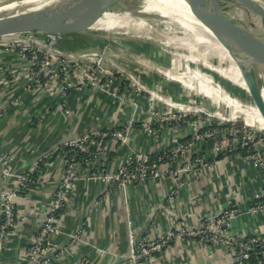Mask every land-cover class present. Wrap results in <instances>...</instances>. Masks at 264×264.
I'll return each instance as SVG.
<instances>
[{
    "label": "built area",
    "instance_id": "built-area-1",
    "mask_svg": "<svg viewBox=\"0 0 264 264\" xmlns=\"http://www.w3.org/2000/svg\"><path fill=\"white\" fill-rule=\"evenodd\" d=\"M258 1L264 6V0ZM60 45L54 43L15 52L16 65L0 66L1 82L21 81L25 93L54 96L64 119L74 114L67 100L68 94L82 90L121 101L128 104L131 111L129 118L117 127H88L73 134L66 123L62 135L39 152L30 143L24 144L31 155V161L24 169L15 167L13 155H0V264L9 236L22 224L17 198L27 195L38 182V173L49 170L53 163L60 165V178L37 210V228L25 242L21 264H56L61 259L62 249L50 255L47 253L55 249L57 243L54 240L63 233L61 214L70 210L74 203L76 182L87 179L103 184L101 194L91 201L94 206L111 192L120 193L121 205L126 212L129 264H150L156 253L178 237L190 238L205 250L212 244H219L229 251L230 260L224 264H264V234L254 232L250 225L234 224L244 217H264V125L256 107L214 83L209 76V86L222 94L216 96L215 92L203 89L195 81V75L187 70L189 72L184 76L190 74L193 81L192 85L186 86L197 87L202 98L193 95L184 100L185 94L176 95L161 84L138 82L132 70H125L119 60L108 65L104 58L109 46L98 53H87L82 59L62 54L58 49ZM162 76L177 80L170 75ZM184 76L180 74V77ZM178 83L185 84L180 79ZM207 98L211 99L210 105L206 103ZM5 108V105L0 108V121L6 116ZM136 126L143 139H155L153 148L131 150L129 140L133 138ZM118 146H126L131 152L116 169L108 170L102 154L115 152ZM231 155L249 163L261 176L253 177L256 188L250 195L246 194L243 181H236L226 193V201L210 209L208 215L195 210L181 212L174 207L191 178L215 167L219 158ZM232 173L236 175L235 170ZM149 179L165 184L163 195L151 201L140 218H133L127 189L133 183ZM74 207L77 210L76 204ZM146 218L149 223L144 234L134 242ZM167 218L173 222L163 227L162 220ZM86 223L83 219L65 232L68 244L84 241L81 230L85 229ZM157 230L160 234L153 235ZM78 264H88L87 258L81 257Z\"/></svg>",
    "mask_w": 264,
    "mask_h": 264
},
{
    "label": "crops",
    "instance_id": "crops-1",
    "mask_svg": "<svg viewBox=\"0 0 264 264\" xmlns=\"http://www.w3.org/2000/svg\"><path fill=\"white\" fill-rule=\"evenodd\" d=\"M136 52H138L137 57L128 54L130 57H135L132 64L148 67L144 61L145 57L143 60L141 59V55H145V53L143 51ZM158 52L159 55H163L162 51ZM86 54L87 52L83 51L79 55L73 56L84 58ZM14 56V53H0V66L1 64L16 65L17 60ZM212 69L218 70L219 75L227 79L228 82L226 81L224 87L228 92L234 93L238 90L237 92L241 93L240 86L243 82L238 77L239 74L236 70H234L235 75L229 74L228 78L224 69L213 67ZM161 70L163 72H158L159 75H150V78L144 77L142 80L157 85L161 84L165 90L172 91L176 95L186 93L184 85L174 83L163 77L162 74L164 75L168 71L164 68ZM201 77L203 78V85H205L206 77L204 74ZM235 83L238 85L236 86ZM212 89L205 86L206 91H213ZM240 95L241 98L247 100V97H244L242 93ZM198 98H202V96L197 95ZM67 100L73 107L74 114L64 119L54 96H40L38 93L32 92L25 93L22 90L21 81L5 84L0 79V108L5 105L7 110L6 116L0 121V155L3 153L13 155L15 167L24 169L31 161V155L24 148V144L30 143L36 149L35 151L39 152L50 147L55 139L62 135L66 123L69 124L68 131L73 134L80 130H86L88 127H117L129 118L131 111L128 104L113 100L100 93L91 92L89 94L88 90L69 93ZM210 100L207 98L206 101L209 105ZM140 131L137 126L134 127L133 138L129 140L131 150L153 148L155 139H143ZM262 150L264 152V145ZM129 152L131 151L126 146H118L115 152L102 154L106 158V168L108 170L116 169ZM60 170V165L53 163V167L49 170L39 172L37 175L38 182L31 191L27 195L17 198V206L22 212V224L18 225L16 231L9 236L1 264H21L23 262L21 256L25 254V242L37 228V210L48 199L53 185L59 181ZM233 170H235L236 175L232 173ZM254 176L259 177L260 174L255 173L249 163L240 157L231 155L227 158H219L215 167H209L201 176L191 178L190 182L181 190L174 207L181 212L195 210L201 215H208L210 209L219 204L222 205L226 201V193L236 181H243L245 192L250 195L256 188ZM164 185L161 181L149 179L133 183L127 189L133 218H140L148 204L153 200H158L163 195ZM102 189L103 184L98 180L87 179L76 182L74 191L77 195L74 198V203L70 210L61 214L63 233L54 240L57 243L56 250L62 249L63 251L61 259L56 264H78L81 257L87 258L88 264H111L119 256H123V260L119 264H129L126 256L128 252L127 228L124 221L126 212L121 205L120 193L111 192L99 205H92V199L100 195ZM74 204L77 205V210ZM189 217L191 221L192 216ZM83 219L87 221L85 229L81 230L84 241L68 244L65 232H68L70 227L74 228ZM172 222L171 218L164 219L162 226L166 227ZM234 224H240V226L247 224L259 235L264 234V217L262 216L244 217ZM159 232L160 230H157L153 232V235H157V233L159 235ZM229 260V251L223 249L219 244H212L205 250L196 245L194 240L190 238L178 237L160 253H156L154 261H151L150 264H224L228 263ZM141 264L149 263L142 262Z\"/></svg>",
    "mask_w": 264,
    "mask_h": 264
},
{
    "label": "water",
    "instance_id": "water-1",
    "mask_svg": "<svg viewBox=\"0 0 264 264\" xmlns=\"http://www.w3.org/2000/svg\"><path fill=\"white\" fill-rule=\"evenodd\" d=\"M107 1L59 0L29 24L13 20L15 16L22 17V12L9 11L8 14L0 15V53L43 48L49 44L73 39L76 35H89L95 19L121 5L124 0H116L113 4ZM183 1L191 15L205 27L228 56L219 54L213 48L206 53L217 58V62L229 74L233 75L234 70L238 72V77L243 82L241 90L256 107L264 125V59L249 57L242 51V42L237 37V31L246 25L264 24V6L258 0ZM235 11H240L248 17L252 16L253 19L238 20L233 15ZM102 36L99 38L108 37ZM109 37L118 39L115 36ZM148 223L149 219L146 218L139 227L134 242L142 237ZM56 248L48 251L47 255L52 254ZM122 260L123 256H119L111 264H119Z\"/></svg>",
    "mask_w": 264,
    "mask_h": 264
},
{
    "label": "rangeland",
    "instance_id": "rangeland-1",
    "mask_svg": "<svg viewBox=\"0 0 264 264\" xmlns=\"http://www.w3.org/2000/svg\"><path fill=\"white\" fill-rule=\"evenodd\" d=\"M126 1L127 2H123L121 5H117L116 8H113L109 12H107L115 16H121L117 21L100 23L99 25H97V27L90 29V31L88 32L89 35H76L73 39L64 40L58 48L60 49V52L64 55L69 56L79 55V53L83 51H86L88 54H91L94 51L95 53H98V50L104 49L106 48V46H109L110 49L108 50L107 48V56L104 58L107 64L113 65L114 63H116L117 60H119V64L125 70H132V75H134L138 82H143L142 78L144 77L150 78V75L155 76L156 74H158L157 69L162 68L169 72L170 78L173 77L177 79H171L172 82L178 83V79H183V82L185 79L184 74H187L189 72L187 70H190L191 73L195 75L194 77L196 79V82L202 81L203 83V78L201 77V75H205L206 83L204 86L202 85L203 89H205V86L210 87L209 82L206 81H209L210 77L214 81V83L220 84L222 88L227 90L224 87V84L226 83L227 79L220 76L218 70L212 69L213 67L215 69L218 68L223 70L222 66L217 62L218 59L209 56V54L206 53L208 50H203V45L197 47H195L196 45H194L193 48L189 47V45H193L194 40L188 37V32L186 34L187 36L185 35L184 27L182 28V26H180V24H178L177 22L161 19L160 24L165 30V34H161L162 31H160L159 28H155L153 21L148 16L136 18L127 9L128 3L137 2L141 4V2L147 1H151V3H153V0ZM233 15L238 20L253 19L252 16L248 17V15H245L240 11L233 12ZM105 30H108V32L111 33L108 34V37L105 36L104 38L100 39L99 36L103 37L102 35H106L103 32ZM109 35H119L123 39H125V41L119 38H111L109 37ZM172 38L175 41H173ZM162 39H168V42H164V40L162 41ZM95 43L98 44V47L95 46ZM141 45L150 46L151 49L149 51L148 49L143 50L140 48ZM132 49H135L134 51H143L145 53L143 57H145L146 60L144 58L143 59L146 64L148 66L151 65V67L155 66L157 69H150L146 66H139L138 64L133 65L131 61L135 57H130L128 55H131ZM158 51H162L161 53H163V55L160 54V56ZM192 69H194V71H192ZM224 71L225 74L228 75L227 77L229 78L228 71ZM180 74H182V76L184 77H180ZM187 76H190V74H188ZM190 81L192 82L193 80L190 79ZM235 85L237 86L238 84L235 83ZM151 87L153 88L152 85ZM185 88H187V91L185 93V97L183 96L184 100L188 99L189 96L193 97V95H201V93L198 92L197 87L188 88V86L185 85ZM212 90L213 92H215L216 95H220L222 93L220 90L217 89ZM237 91H233L234 93H230L238 96V98L242 97L240 95L242 93L245 97L243 90H240L241 93Z\"/></svg>",
    "mask_w": 264,
    "mask_h": 264
},
{
    "label": "bare ground",
    "instance_id": "bare-ground-1",
    "mask_svg": "<svg viewBox=\"0 0 264 264\" xmlns=\"http://www.w3.org/2000/svg\"><path fill=\"white\" fill-rule=\"evenodd\" d=\"M57 1L59 0H0V15L3 16L5 14H8L9 11L22 12L24 13L22 17L16 18L15 16L13 20L23 21L24 24H29L33 22L36 18H38L40 15H42L44 12H46ZM115 1L116 0H108L107 3L113 4ZM153 1L154 4L151 3V1L141 2V4L137 2H131L127 4L128 7L127 9L136 18L139 17L141 18L142 16H148L153 21L155 28L157 29L159 28L160 31H162L161 34H165V30L160 24L161 19L177 22L178 24H180V26H182V28L183 27L185 28V35L188 32V37L194 40L193 45H189V47L193 48L194 45H196L195 47L203 45V50L206 49L209 50L213 48L219 54L222 53L223 55H227L226 52L223 50V48L212 38L209 32H207L205 27H203L191 15L189 10L185 6L183 0H153ZM123 2L125 3L127 1L124 0ZM226 4L229 5L228 1H226ZM120 17L121 16H115L111 13L106 12L98 19L97 18L95 19L91 28L97 27V25H99L100 23L115 22ZM9 21H11V19H9ZM103 32L106 35L111 33L108 32V30H105ZM109 36H114V35H109ZM116 37H120V36L117 35ZM237 37L240 39V42H242V45L240 46L242 51L245 52L249 57L264 59V50H263L264 24H260L256 26L246 25L237 31ZM163 40L164 42L166 41L168 42V39H162V41ZM173 41L175 40L173 39ZM133 53L131 54L136 57L138 56L137 55L138 53L136 52ZM141 59L143 60V55H141ZM151 69H157V68L154 66ZM157 71L163 72L161 69H157ZM165 75L168 76L169 72H165L164 76ZM183 83H185V85L188 86L192 85L189 76L185 77ZM197 84L202 88L204 86L202 82H197ZM262 95L264 97L263 92ZM258 116L260 117L259 114Z\"/></svg>",
    "mask_w": 264,
    "mask_h": 264
},
{
    "label": "trees",
    "instance_id": "trees-1",
    "mask_svg": "<svg viewBox=\"0 0 264 264\" xmlns=\"http://www.w3.org/2000/svg\"><path fill=\"white\" fill-rule=\"evenodd\" d=\"M95 46L98 47V44L95 43ZM140 48L143 49V50H144V49H148V51L151 49L150 46H146V45H141ZM132 51H134V50L132 49ZM134 52H136V51H134ZM136 53H137V52H136Z\"/></svg>",
    "mask_w": 264,
    "mask_h": 264
},
{
    "label": "flooded vegetation",
    "instance_id": "flooded-vegetation-1",
    "mask_svg": "<svg viewBox=\"0 0 264 264\" xmlns=\"http://www.w3.org/2000/svg\"><path fill=\"white\" fill-rule=\"evenodd\" d=\"M116 37V36H115ZM121 37V36H120ZM120 37H118L119 39H122V38H120ZM123 41H125V39H122ZM126 40H129V39H126ZM120 42V41H119ZM125 48H127V47H125Z\"/></svg>",
    "mask_w": 264,
    "mask_h": 264
}]
</instances>
